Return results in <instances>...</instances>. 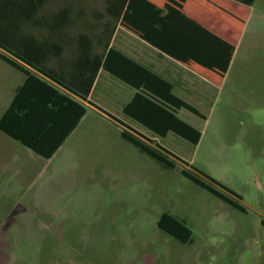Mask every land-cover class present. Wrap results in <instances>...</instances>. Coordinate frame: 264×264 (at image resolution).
I'll return each mask as SVG.
<instances>
[{
	"label": "rangeland",
	"instance_id": "obj_1",
	"mask_svg": "<svg viewBox=\"0 0 264 264\" xmlns=\"http://www.w3.org/2000/svg\"><path fill=\"white\" fill-rule=\"evenodd\" d=\"M90 4L102 12L101 0ZM130 36L117 29L115 48L129 55ZM13 72L0 61V115L21 80ZM118 83L102 73L90 100L235 192L245 213L183 177L182 162L167 156L175 163L167 169L141 153L92 107L49 161L0 133V264H264V0L209 104L184 97L205 116L179 114L200 131L196 145L128 124L121 108L130 91ZM164 212L192 231L189 244L158 230Z\"/></svg>",
	"mask_w": 264,
	"mask_h": 264
},
{
	"label": "trees",
	"instance_id": "obj_2",
	"mask_svg": "<svg viewBox=\"0 0 264 264\" xmlns=\"http://www.w3.org/2000/svg\"><path fill=\"white\" fill-rule=\"evenodd\" d=\"M151 1L154 0H101L102 12L92 10L90 42L88 45L86 42L85 45L80 44L79 51L82 53L84 50V55H87L89 51L90 55L95 56L88 64L86 60L83 62L85 65L83 70L81 66L76 67L74 74L67 79H62L55 73L37 66L25 56L28 55L25 52L13 50L4 43L1 34L0 50L12 55L36 70L44 78L84 101L93 89L99 70L103 69L112 77L137 90L123 108V114L126 117L138 122L156 136L165 137L168 133H173L190 144L196 145L201 137L200 131L179 119L176 116V110L184 109L201 119H204V116L192 105L176 97L171 83L113 47L112 41L116 29L122 28L169 58L185 65L214 86H221L237 42L250 15L249 7L254 4L255 0H238L245 6L244 15L237 18L236 22H233L232 18H227L228 23L234 24L236 31L233 33L231 44L222 41L223 43L220 44L223 48L214 44V59L212 55L200 54L202 46L197 47L192 43V38L188 37L182 29L181 26L186 19L180 11L179 1L182 0H159L162 2L161 6ZM23 2V0H0V5H18ZM37 2H45V0H37ZM214 40L220 42L215 36ZM188 42H191V45ZM218 49L224 50L219 53ZM217 55H223V58ZM0 59L15 70L25 72L5 54L0 53ZM26 83V88L20 87L16 91L15 98L1 115L0 133L19 142L38 156L49 159L77 126L80 118L86 113V108L41 77L32 78L30 76ZM33 96L42 97L41 106L43 108L40 105L35 109L31 108L35 104V101L30 102ZM90 104L123 126L121 137L141 153L151 157L167 169H175L174 161L167 156L182 162L189 168L180 171L183 177L231 208L245 213L240 203L241 198L235 192L208 175L188 166L186 162L168 150L151 147L148 144L151 142L150 139L115 119L106 110L92 102ZM71 106L75 109L73 110L74 115L71 113ZM57 116L58 119L62 118V124L61 121L58 122ZM156 224L161 233L175 241L182 244L191 242L192 231L172 214L162 213ZM260 224L264 228V220Z\"/></svg>",
	"mask_w": 264,
	"mask_h": 264
},
{
	"label": "crops",
	"instance_id": "obj_3",
	"mask_svg": "<svg viewBox=\"0 0 264 264\" xmlns=\"http://www.w3.org/2000/svg\"><path fill=\"white\" fill-rule=\"evenodd\" d=\"M23 1V3H20L18 5H0V34L2 35L4 43L17 52H25L26 54H28L25 56L30 61L48 72L55 73L62 79L71 77L74 74L75 69L80 66V68L83 70L85 68L83 62L86 60L88 64L91 58L95 56L90 55L89 51H87V55H84V50H82V53L79 52L81 45H85V42L88 45V43L90 42V25L92 14L90 0H45V2H37V0ZM151 2L159 6L162 5V2L159 0H154ZM179 3L181 5L180 11L186 18L185 20H187V22L185 20L183 21V26L181 27L185 30V34L188 37L192 38V43H194L197 47L202 46V52L200 54L212 55L211 57L214 59V44H217V46L220 48H223V45L220 43L226 42L231 44L233 40V33H235L236 29L233 23L227 22V18H232L233 22H236L237 18H240V16L244 15L245 6L239 3L238 0H182L179 1ZM256 3H258V0H255L254 4L249 7L250 15L248 17L246 25L250 21L253 12V6ZM13 12H15L16 14H12ZM117 29H120L124 33L127 32L122 28ZM128 34L129 36L131 35V42L133 43L129 55L123 49H116L123 52L133 61L150 69L151 71L171 83L173 86V93L176 97L186 102V100H184V97L188 98V95L190 96L189 93H193L195 95L194 99L198 101L199 105H207L206 103H208V94H211L212 90H214V84H212L202 76L196 74L192 70L188 69L185 65L169 58L138 37L130 33ZM214 36L217 37L220 42H216L214 40ZM113 42L114 39L112 41V46L115 47ZM188 44L191 45V42H188ZM223 50L218 49V52L222 53ZM0 52L5 54L6 57H8L10 60H12L25 70V72H19L0 59V61L7 65L12 71H14L13 73L16 72L21 76L20 83H18L14 87L13 94L11 95V99L9 100L5 110L15 98L16 91L20 87L26 88V80L30 76L32 78L41 77L43 80L47 81L51 85H54L62 93L69 95L71 99L77 101L86 108V113L80 118L74 130L86 116L88 109H92L93 107L90 104L92 102L90 100V97L95 89L94 86L96 85L98 77L102 73L109 75L105 70H99L93 89L90 92L87 100L84 101L72 95L62 87L54 84L52 81L44 78L36 70L24 64L12 55L3 52L2 50H0ZM235 52L233 54V57L235 55ZM218 56L222 57L223 55H217V57ZM231 64L232 60L229 65L228 72L230 70ZM212 73L214 74V71ZM116 81L121 83H118L120 84V86H123L130 91L129 98L124 102L121 108L124 119L127 120V123L128 121H130L135 125L141 127L142 129H145L140 124H138V122L126 117L123 114L124 106L135 95L137 90L129 87L128 85L117 79ZM190 89L192 90V92H190ZM41 99L42 97L40 98L37 96H33L30 102L35 101V104L31 108L35 109L39 105L43 108V106H41ZM28 104L32 105V103ZM95 109L98 110L97 108ZM73 110L75 109H73L72 107V114ZM182 110L184 109L176 110V116L179 119H181L179 117V114ZM4 111L2 112V114L4 113ZM99 112L102 113L101 111ZM199 113L202 114L201 112ZM202 120H205V116ZM59 121H61L62 124V118L58 119V122ZM74 130L69 134L67 138H65L64 142L60 145L58 150L71 136ZM4 137L9 139L11 142H15L22 148H25L26 150H28L27 152L33 154L34 157L42 159L43 161H49L58 151L57 150L51 158L45 159L32 152L30 149L24 147L19 142L5 135Z\"/></svg>",
	"mask_w": 264,
	"mask_h": 264
}]
</instances>
